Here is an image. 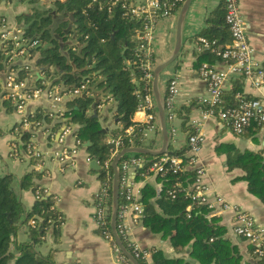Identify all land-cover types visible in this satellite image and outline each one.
Masks as SVG:
<instances>
[{
  "label": "trees",
  "instance_id": "1",
  "mask_svg": "<svg viewBox=\"0 0 264 264\" xmlns=\"http://www.w3.org/2000/svg\"><path fill=\"white\" fill-rule=\"evenodd\" d=\"M34 1L36 0H29ZM110 1L51 0L52 8L32 7L30 13L19 15L23 20L25 37L37 41L34 47V52L37 53L36 66L51 81V86L60 85L67 91L87 81L89 88L110 95L114 101L112 117L118 126L109 131H102L97 117L86 113L92 104L94 107L98 104L92 96L82 95L65 101V108L58 117L60 119L55 122H72L77 126L74 136L84 146L88 157L96 160L99 181L108 185V211L111 204L112 171L110 163L107 167L102 164L110 158L114 148L108 146L106 136L109 134L110 137L117 138V152L127 147H144L142 132L146 126V123L131 119L143 93L139 52L136 50L137 42L134 38V34L141 31L142 20L130 18L120 2L110 5ZM56 13L60 18L54 22ZM223 14L224 9L220 2L205 16L204 26L196 34V37L202 36L209 43L196 57L198 65L202 62L220 63L214 50L229 43ZM26 72L23 69L17 70V79L24 78ZM36 81L40 82V79ZM135 82H138L137 86ZM241 87V79L232 80L221 91L220 105L226 107L235 104L237 100L234 95L241 91ZM194 106L202 110L206 108L198 100H191L188 107L182 106L174 111L180 118V128L186 135L193 132L192 127L187 124L186 114ZM51 118L43 108H37L27 116L31 124L38 121L50 122ZM16 127L19 128L20 139L25 144L32 136L31 131L21 129L19 122ZM128 127L132 129L130 133L125 131ZM257 129L253 124L242 133ZM221 147L223 146L218 144L215 150L219 152ZM225 147L226 167L240 168L248 192L264 205V158L261 153L249 149L237 150L228 145ZM185 150L186 146L176 150L168 144L165 153L182 156ZM128 154L147 159L142 167L136 168L138 171L146 170L149 162L159 156L129 152L118 159L117 165ZM38 175L37 171L22 175L18 179L19 188L35 191L37 184L32 179ZM192 179L193 168L185 166L177 173H172L171 170L155 173V180L160 183L157 193L150 184H145L142 188L140 201L143 224L152 232L159 233L161 238H167L173 250L187 248L186 257H167L160 249H150V264H241L237 244L226 236V228L217 223L216 214H210L207 207L200 204H192L188 213L185 211L189 202L180 189L189 185ZM12 181L11 174H0V264H58L53 259L52 249L43 254L35 248L47 230L54 239L59 233L60 215L54 209L50 195L41 193L25 211L11 186ZM175 182H179L181 187H175V194L170 197L168 190L173 188ZM122 203L123 197L118 189L117 206ZM31 218L37 220V226L27 227L26 239L17 240L19 226ZM109 227L108 214L105 228L109 230ZM97 231L100 232V228ZM136 261L144 264L140 259Z\"/></svg>",
  "mask_w": 264,
  "mask_h": 264
},
{
  "label": "crops",
  "instance_id": "2",
  "mask_svg": "<svg viewBox=\"0 0 264 264\" xmlns=\"http://www.w3.org/2000/svg\"><path fill=\"white\" fill-rule=\"evenodd\" d=\"M37 1L0 0V23L6 22L10 26L22 25L23 20L19 15L30 13L32 7H36ZM137 1L141 0H133V2ZM220 2L221 0L190 1L180 23L181 47L178 55L174 61L158 73L156 92L161 101L167 81L172 77L177 79L179 91L173 98L174 111L182 106L188 107L191 100H198L205 94V82L197 74L199 65L196 57L200 52L194 47V41L196 34L204 26L205 16L214 10ZM181 4L172 14L164 17L158 16L154 19L149 45L153 68L165 61L172 52L177 14ZM238 5L247 24L246 38L254 49L253 57L264 69V0H238ZM48 7L52 8V5L50 4ZM55 15L54 22H57L60 15L57 13ZM16 63L19 64L20 61L18 60ZM13 65L15 63H12ZM12 66L8 67L5 63L0 62V83ZM38 73L37 70L34 77L38 76L40 84H44L46 81L44 74L38 75ZM31 79L30 81H32ZM137 84L138 82H135L136 86ZM150 89L152 93L151 81ZM241 91L247 96L264 99V88L255 89L242 83ZM94 92L100 93L97 89H94ZM98 98L99 95L95 96L94 102H97ZM67 100L68 98H63L62 109L65 108L64 104ZM113 106L114 101L111 98L103 99L101 102L98 101L95 107L92 104L86 113L95 115L100 127L109 131L118 126L112 117ZM37 108L47 111L48 100L41 96L39 99L26 101L24 113L28 115ZM201 112L200 107L194 106L186 115L189 126L192 127L194 122L201 124L202 141L197 153L196 165L204 168L203 180L208 187V194L210 196L221 195L226 201L237 204L249 212L257 223L264 225V205L248 192L246 182L242 179L243 171L240 168L228 169L225 163V150H227L225 146L227 145L237 150L258 151L264 158V135L258 129L257 131L250 130L251 133L247 131L235 134L214 117L202 118ZM183 113L181 112V114ZM59 119L52 117L50 122L41 121V125L32 131V136L27 140L32 147L27 149L26 143L24 144L20 139L19 128L16 127L19 116L14 111L13 104L0 99V174L12 175L11 186L26 211L35 199L34 191L20 189L18 179L31 171L39 173L32 181L37 184L40 191L50 195L53 207L60 215L57 238L54 239L50 236L49 230H47L41 237V241L35 245L40 253L44 254L52 249L53 259L58 264H123L118 254L112 249V241L104 238L97 231L98 228L93 219V198L100 186L97 169L90 167L91 160H86L88 154L84 146L75 143L78 139L73 132L77 126L72 122L55 124ZM131 119L144 123L145 111L137 108ZM180 121L174 112V119L166 125L168 144L176 150L185 146L186 133L180 128ZM64 126H68V130L65 132L63 131ZM170 127L175 129L173 136L169 135ZM126 130L127 133H130L132 129L128 127ZM109 138L108 134L106 142ZM142 143L146 148L158 149L161 145V136L153 130L145 131ZM218 144L223 146L222 149L219 148V152L215 150ZM63 150L67 151L64 156L60 154ZM72 150L74 151L71 152ZM155 173L147 169L138 171L136 168L129 171L132 187L138 192L139 198H141L142 188L145 184L152 185L156 193L158 192L160 183L155 180ZM154 208L157 210L155 204ZM216 215L217 223L226 228V236L237 244L241 254V264L255 263V255L252 249L250 250V244L231 231L230 213L224 212ZM127 225L129 226L128 237L139 249L146 251L160 249L167 257H186V247L181 251L173 250L168 239L161 238L159 233L152 232L148 226L143 224L142 218L137 221H131L128 218ZM25 230L24 225L19 226L17 240L26 239ZM146 261L151 263L150 251Z\"/></svg>",
  "mask_w": 264,
  "mask_h": 264
},
{
  "label": "built area",
  "instance_id": "3",
  "mask_svg": "<svg viewBox=\"0 0 264 264\" xmlns=\"http://www.w3.org/2000/svg\"><path fill=\"white\" fill-rule=\"evenodd\" d=\"M184 0H141L133 2V0H111L110 5L115 2H120L121 7L125 8V13L130 18L142 20L141 31L135 33L136 50L138 53L139 68L142 71L140 80H142V97L139 103V109L145 111L146 126L145 131L153 130L159 133V124L157 119V110L152 98L150 89V81L152 79L153 64L150 60V40L152 37V26L154 19L158 16L164 17L172 14L176 8ZM224 14L223 20L228 29L229 43L224 44L221 48L214 50V55L218 57L220 63L209 64L202 62L197 68V74L205 82V94L199 97L198 102L206 106L204 110L201 109L202 118L214 117L231 132L235 134L242 133L245 129L253 124L258 128L260 133L264 135V99L261 97L246 96L242 91L236 92L234 98L237 102L233 105L223 107L221 106V91L227 88L232 80L241 79V83L247 84L251 88H264V69L254 59V49L249 44L246 38V21L244 15L241 13L238 0H221ZM37 41L24 35V24L22 25H8L6 22L0 23V57L5 65L12 66L0 83V99L10 101L14 106V111L19 116V123L21 129L32 131L41 125V122H31L27 119L28 115L24 113V106L26 101L30 99H39L41 96L48 100V116L59 117L62 112L63 98L79 97L82 95L95 96L99 95L98 101L111 98L105 93H95L93 89L89 88L88 82H84L78 86H74L67 91H64L63 86L50 85L49 79L40 84L35 78L37 70L38 75H42L40 68L34 69L37 66V53L34 52V47ZM208 41L202 37L197 36L194 41V47L197 51L208 47ZM36 59V60H35ZM20 63H16V61ZM35 60V61H34ZM33 68V69H32ZM23 69L26 76L17 79L16 72ZM31 76V77H30ZM30 78H32L30 81ZM43 83V82H42ZM52 87V88H51ZM178 82L176 77L170 78L165 86V92L162 99L164 109L165 125L174 119L173 98L178 93ZM164 108V107H163ZM201 124L194 122L192 124L193 132L185 137L186 150L182 156L169 155L166 153L160 154L157 158L151 160L147 166V170L158 172H165L171 170L172 173H177L182 167L193 168V179L187 186H180L179 182H175L172 189L168 190V195L173 197L175 194V187H181L185 199L188 204L185 211L191 209L192 204L205 205L210 214H222L228 212L231 215V231L239 238H243L252 246V252L255 255V260L264 264V225L256 222L254 217L239 205L226 201L221 195L208 194V187L204 183V168L196 165L197 153L201 146ZM68 126H64L63 131H67ZM127 131V130H125ZM169 135L173 136L175 129L170 127ZM76 145H79V140H76ZM113 145V150L110 153V158L103 162V167H107L111 158L117 153V146L119 144L117 138L110 137L108 142ZM13 147V145H12ZM27 149H30L29 142H26ZM154 150V149H153ZM72 150L71 152H73ZM67 153L66 150L60 152L62 156ZM92 158L87 157L86 160ZM147 159L128 154L117 165L118 171V189L123 197V203L117 206L115 225V233L120 240L122 246L131 254L134 259H140L144 264H150L146 260L149 256V251L139 249L133 243L129 235V226L127 225L128 218L131 221H137L142 218V203L138 196V192L132 187L129 178V171L133 168L142 167ZM108 185L106 182H100L98 190L93 198V219L100 228L101 235L112 241V249L118 254L123 264H130L124 256L119 253L116 244L113 242L112 232L105 228L106 217L110 214V207L108 211ZM43 191L37 187L34 191L35 198H38ZM37 226V220L31 218L27 220L24 227L34 228Z\"/></svg>",
  "mask_w": 264,
  "mask_h": 264
},
{
  "label": "water",
  "instance_id": "4",
  "mask_svg": "<svg viewBox=\"0 0 264 264\" xmlns=\"http://www.w3.org/2000/svg\"><path fill=\"white\" fill-rule=\"evenodd\" d=\"M191 0H184L179 8L178 14H177V21H176V31H175V39H174V46L172 49V52L170 53L169 57L163 61L162 63L155 65V67L152 69V95L154 99V103L157 110V119L159 124V134L161 136V145L158 149H149L146 147H127L124 149H121L119 152L115 153L110 161V168L112 171L111 176V204H110V214H109V226L110 230L112 232V237L114 240V243L116 244L119 253L126 258V260L130 264H139L136 259H134L131 254L122 246L120 240L118 239L115 230V217H116V210H117V194H118V171H117V161L118 159L124 155L125 153L129 152H137V153H148L151 155H160L162 153H165L168 145V137L166 132V125L164 120V108L162 105V101L160 97H158L156 92V79L158 76V73L169 63L175 60V58L178 55V52L181 47L180 42V23L183 17V14L188 7ZM102 131H105L102 129ZM87 144V142H86ZM109 147H113V145L109 144ZM90 167H93L94 169H99V166L96 164L95 159H91L90 161Z\"/></svg>",
  "mask_w": 264,
  "mask_h": 264
},
{
  "label": "rangeland",
  "instance_id": "5",
  "mask_svg": "<svg viewBox=\"0 0 264 264\" xmlns=\"http://www.w3.org/2000/svg\"><path fill=\"white\" fill-rule=\"evenodd\" d=\"M40 0L37 1L36 3V8L39 9H45V8H49L48 5L51 4V0H44L43 2H39ZM35 61V60H34ZM38 67V66H37ZM33 69V68H32ZM36 69V68H34ZM52 68L49 69V71H51Z\"/></svg>",
  "mask_w": 264,
  "mask_h": 264
}]
</instances>
